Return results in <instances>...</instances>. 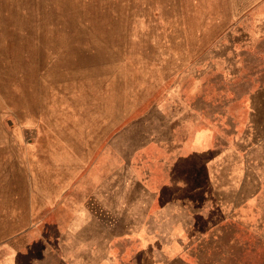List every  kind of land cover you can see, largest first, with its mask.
<instances>
[{"label": "rangeland", "instance_id": "1", "mask_svg": "<svg viewBox=\"0 0 264 264\" xmlns=\"http://www.w3.org/2000/svg\"><path fill=\"white\" fill-rule=\"evenodd\" d=\"M8 1L0 0V248L54 219L48 204L39 212L66 177H102L104 164L108 176L119 153L125 177L130 152L167 127L264 143V0ZM208 252L202 264H264L263 242L237 227Z\"/></svg>", "mask_w": 264, "mask_h": 264}, {"label": "crops", "instance_id": "2", "mask_svg": "<svg viewBox=\"0 0 264 264\" xmlns=\"http://www.w3.org/2000/svg\"><path fill=\"white\" fill-rule=\"evenodd\" d=\"M165 131L130 152L125 177L119 153L108 176L102 164V177L56 185L39 212L48 204L54 219L2 243L0 264H202L235 227L264 244V143L223 144L180 123ZM228 242L235 243L232 235Z\"/></svg>", "mask_w": 264, "mask_h": 264}]
</instances>
